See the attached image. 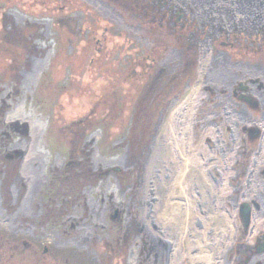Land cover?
Returning <instances> with one entry per match:
<instances>
[{
	"label": "flooded vegetation",
	"instance_id": "af4514ba",
	"mask_svg": "<svg viewBox=\"0 0 264 264\" xmlns=\"http://www.w3.org/2000/svg\"><path fill=\"white\" fill-rule=\"evenodd\" d=\"M66 1L0 0V17L17 23L18 5L34 15ZM92 1L142 32L143 95L168 110H142L139 154L112 156L123 138L99 160L91 135L92 169L83 155L69 171L66 156L36 151L31 127L0 144L11 155L0 172V264H264V0H136L137 27L120 11L127 0ZM100 19L88 32L97 53L116 44ZM78 166L84 189L48 188L66 170L82 180Z\"/></svg>",
	"mask_w": 264,
	"mask_h": 264
},
{
	"label": "rangeland",
	"instance_id": "374dc122",
	"mask_svg": "<svg viewBox=\"0 0 264 264\" xmlns=\"http://www.w3.org/2000/svg\"><path fill=\"white\" fill-rule=\"evenodd\" d=\"M66 2L62 10L60 6L53 9L45 5L44 10L41 5H35L34 15L27 11V6L18 5L16 9L26 16L17 23L0 17V144L11 142L12 136L23 137L25 134L21 131L31 127L32 136L36 138L33 139L35 150L51 159L57 155L58 161L66 156L70 171L76 164L84 165L82 155L87 159L88 169H92L91 135L99 139L97 152L93 154L99 160L101 156L110 158L113 143L123 138L126 139L114 148L112 156L134 151L139 154L142 110L154 116L168 107L162 102L163 97L160 106V103H151L150 96L154 92L143 95L142 32L128 30L123 24L120 27L111 17L103 15L92 0ZM126 2V6L120 3V11L125 22L137 27L142 21V8L136 0ZM101 16L106 22L100 19L99 23H105L102 24L105 29L114 27L112 38L116 44L111 46L108 42L109 49L97 53L94 44L89 42L88 32L92 30V21ZM45 20L50 21L52 33L49 36L44 34ZM163 34L166 36L164 44L170 45L173 40L169 34ZM44 50H51L50 55H45ZM40 53L47 59L32 66L30 55ZM34 78L38 80L31 83ZM184 86L180 91L186 88ZM165 94L172 100L176 95L167 91ZM187 95L184 90L182 98ZM183 102L179 103V109ZM76 154V162H69ZM9 156V148L0 145V172L5 164L10 165ZM80 166L82 180L66 170L65 176L52 177L48 188L51 191H62L63 186L71 191L84 189L86 170ZM10 174L11 171L7 176ZM8 253L4 252L3 257Z\"/></svg>",
	"mask_w": 264,
	"mask_h": 264
},
{
	"label": "trees",
	"instance_id": "16d2710c",
	"mask_svg": "<svg viewBox=\"0 0 264 264\" xmlns=\"http://www.w3.org/2000/svg\"><path fill=\"white\" fill-rule=\"evenodd\" d=\"M55 8H57L56 6L55 7H53V9H55Z\"/></svg>",
	"mask_w": 264,
	"mask_h": 264
}]
</instances>
